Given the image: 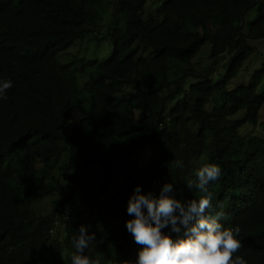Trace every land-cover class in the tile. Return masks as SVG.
<instances>
[{
	"label": "trees",
	"instance_id": "trees-1",
	"mask_svg": "<svg viewBox=\"0 0 264 264\" xmlns=\"http://www.w3.org/2000/svg\"><path fill=\"white\" fill-rule=\"evenodd\" d=\"M105 16L113 24L99 36ZM97 36L112 42L107 59L67 55ZM259 38L264 0H0V77L13 81L0 100V264H70L81 224L95 234L86 251L98 264H130L142 247L125 227L134 187L158 194L172 182L178 199H198L186 182L203 163L220 166L209 191L221 222L239 228L234 255L264 264V134L242 135L233 119L244 110L258 124L264 64L249 86L227 90ZM205 42L215 60L235 57L217 82H188L183 65ZM114 179L127 181L116 190ZM64 208L67 218L56 216Z\"/></svg>",
	"mask_w": 264,
	"mask_h": 264
},
{
	"label": "clouds",
	"instance_id": "clouds-1",
	"mask_svg": "<svg viewBox=\"0 0 264 264\" xmlns=\"http://www.w3.org/2000/svg\"><path fill=\"white\" fill-rule=\"evenodd\" d=\"M12 86L10 78L0 77V100L7 99ZM177 166L182 168L183 162L177 161ZM220 175L218 164L203 163L195 171V178L186 182L188 188L203 195L183 201L177 198L172 182L163 183L158 194L143 192L137 184L128 198L126 211L131 218L125 227L142 247L130 264H247L245 257L234 255L241 248L239 228L226 227L221 222L227 217L223 207L213 208L209 185ZM94 240L95 234L81 224L71 237L74 251L70 264H98L86 251Z\"/></svg>",
	"mask_w": 264,
	"mask_h": 264
},
{
	"label": "rangeland",
	"instance_id": "rangeland-1",
	"mask_svg": "<svg viewBox=\"0 0 264 264\" xmlns=\"http://www.w3.org/2000/svg\"><path fill=\"white\" fill-rule=\"evenodd\" d=\"M256 7H253L252 9H249L245 12L243 16V29L244 31L247 30V27L250 23L255 22L257 20V13H256ZM122 23V22H121ZM113 24V21L105 16L103 21H100L97 25H95L93 28L99 31V36L103 35L108 28V25ZM87 37V39H83L82 41L76 42L74 45L70 46L67 50V55H70L71 53H74L77 58H81L84 60L83 64L86 60L89 59H96L99 61L105 60L109 57L111 48H112V42L108 38H105L101 42L98 41V37ZM87 40V42H86ZM248 44L252 47L253 51L250 54L249 58L245 62L243 68L238 72V74L229 80L227 85V90L235 87V86H249L252 76L259 70V68L264 64V38L259 39H251L248 40ZM235 57V53L229 55L225 54L222 58H219L218 60H215L210 56V43L205 42L204 45L201 47L198 54L190 61L188 64H184L183 66L187 67L189 70H192L193 72L189 71L187 74V80L188 82H197V81H203L206 78L210 79L214 82H217L221 77L227 74L230 63L232 59ZM74 70H76L78 73L83 74L85 72L83 69H80V64L73 67ZM208 71L205 76V71ZM201 74V75H200ZM81 81V76H79L78 82ZM264 91V77L258 84L256 88V92L258 94L262 93ZM226 99V92L222 91L219 93H215L212 95L209 103L207 104V108L209 109L212 104L216 106H220L222 104V101ZM83 100V97L80 99ZM82 110V106L80 107L79 111ZM233 119L242 121L240 126V133L242 135H247L249 133L256 134V135H263L264 134V103L260 107L258 112V124L253 125L249 123L246 120L245 111H240L237 114L233 116ZM141 161L143 164L147 161V156H141ZM94 177V176H92ZM64 176L61 179L62 183H65ZM127 180L118 181L115 180L112 181L110 184L111 187L116 188L122 185V183H125ZM50 205V198H46L43 200H39L36 202V207L39 212H43L47 206ZM60 213V210L56 214L58 216ZM62 227H58L57 230H61Z\"/></svg>",
	"mask_w": 264,
	"mask_h": 264
},
{
	"label": "built area",
	"instance_id": "built-area-1",
	"mask_svg": "<svg viewBox=\"0 0 264 264\" xmlns=\"http://www.w3.org/2000/svg\"><path fill=\"white\" fill-rule=\"evenodd\" d=\"M68 214H69L68 208H64L63 211H62L63 218H67Z\"/></svg>",
	"mask_w": 264,
	"mask_h": 264
}]
</instances>
